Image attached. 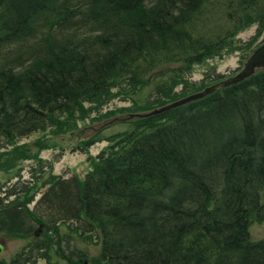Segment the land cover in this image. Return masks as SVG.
Instances as JSON below:
<instances>
[{"label":"trees","instance_id":"1","mask_svg":"<svg viewBox=\"0 0 264 264\" xmlns=\"http://www.w3.org/2000/svg\"><path fill=\"white\" fill-rule=\"evenodd\" d=\"M254 24L264 32V0H0V136L73 124L112 88L159 84L165 67L189 87L145 112L199 92L182 75ZM126 121L82 180L50 178L26 210L46 231L0 264H264L249 233L264 224V69ZM13 207L0 202V216ZM89 243L95 254L78 246Z\"/></svg>","mask_w":264,"mask_h":264},{"label":"rangeland","instance_id":"2","mask_svg":"<svg viewBox=\"0 0 264 264\" xmlns=\"http://www.w3.org/2000/svg\"><path fill=\"white\" fill-rule=\"evenodd\" d=\"M263 41L264 32H258L255 24L241 31L233 39V45L222 49L216 56L193 64L182 75L191 86L188 91L202 90L218 78L234 76L242 69L250 53ZM174 69L175 66H170L158 70L157 85L136 88L132 92L124 85L112 88L111 95L97 105L85 104V109H89L84 118L76 119L73 124L63 127L47 125L11 142L0 136V202L14 204L13 208L0 216V244L3 246L0 262H10L26 246L28 241L22 240L26 235L39 237L46 231L42 226L39 235H34L40 225L29 217L26 210H36L37 202L45 193L47 182L52 176L67 179L76 175L82 180L109 145L118 144L124 134L134 127L132 122L124 119L131 114L148 113L145 110L156 105L154 103L158 96L160 102L156 106L164 103L166 97L181 94L182 89L189 87L183 88V83L179 84V76L172 79ZM165 84L170 92L161 89ZM80 131V135L76 134ZM12 221L16 225L19 222L15 228L12 223L14 233L4 232V228ZM249 233L252 240L264 239V224L253 223ZM93 241H97L95 236ZM69 242L72 243L70 239ZM78 246L88 249L91 254L98 251L95 244ZM52 262L66 264L61 260ZM32 264L47 263L38 260Z\"/></svg>","mask_w":264,"mask_h":264},{"label":"water","instance_id":"3","mask_svg":"<svg viewBox=\"0 0 264 264\" xmlns=\"http://www.w3.org/2000/svg\"><path fill=\"white\" fill-rule=\"evenodd\" d=\"M260 69H264V42L261 45H259L256 49H254V51L249 55V57L244 62L242 69L239 72H237L234 76H230L224 80H221L215 84H212L210 86L203 88L199 92L188 95V96L181 98L177 101L169 103L163 107H160L158 109H154L148 113L131 114L124 120H129V119H132L135 117H147L149 115H156V114L166 112L170 109L176 108V107L181 106L183 104H186L188 102L203 98V97L213 93L218 88H226V87H229L231 85H235L237 83H240V82L248 79L252 75H254V73ZM42 226L43 225H40L39 229L34 232L35 236L39 235V233L41 232ZM2 250H3V246H2V244H0V253L2 252Z\"/></svg>","mask_w":264,"mask_h":264}]
</instances>
